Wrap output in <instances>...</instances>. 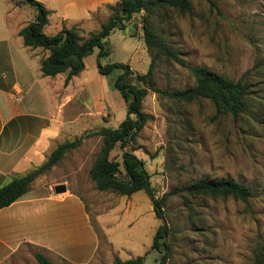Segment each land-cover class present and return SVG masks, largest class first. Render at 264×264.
<instances>
[{
  "label": "rangeland",
  "instance_id": "rangeland-1",
  "mask_svg": "<svg viewBox=\"0 0 264 264\" xmlns=\"http://www.w3.org/2000/svg\"><path fill=\"white\" fill-rule=\"evenodd\" d=\"M214 1L216 8L205 0H190L191 12L185 15L167 8L153 12V27L183 59L180 65L160 57L153 66V79L160 90L172 91L194 85L189 66H205L233 79L247 72V110L237 117L218 115L209 99L184 103L149 90L142 99V111L149 118L124 149H134L144 161L157 197L206 176L228 177L248 186L251 195L247 201L177 191L166 200L162 220L155 217L144 191L118 195L100 191L90 179L89 170L102 141L97 135L86 134L101 127L116 128L127 115V105L114 88L124 70L113 68L100 74L97 64H127L132 70L129 81L143 86L133 77L146 73L150 63L142 37V10L132 16L124 30L115 28L103 40L106 56L98 59L99 49L95 48L84 58V69L73 78L77 119L66 135L72 137L65 141L84 137L45 173L47 179L67 181L66 187L83 200L72 192L71 199L61 206L55 247L57 254L68 258L25 244L8 264H38L35 252L55 264H82L98 244L97 234L99 248L88 264H112L115 257L126 260L134 256H144L143 264H159L162 254L166 255L165 264H253L255 254L264 248V0ZM12 2L22 3L0 0V10ZM56 3L59 0L48 1L49 5ZM22 4L5 18L11 26L34 19L35 8ZM106 9L111 15L112 9ZM98 21L81 25L80 35L95 33ZM44 32L54 33L53 20ZM17 39V35L9 37L14 55L22 53ZM58 78L54 86L47 83L51 91L59 90ZM122 150L116 145L109 158L121 162ZM160 224H165L169 233L168 247L161 246L158 253L150 246Z\"/></svg>",
  "mask_w": 264,
  "mask_h": 264
},
{
  "label": "trees",
  "instance_id": "trees-1",
  "mask_svg": "<svg viewBox=\"0 0 264 264\" xmlns=\"http://www.w3.org/2000/svg\"><path fill=\"white\" fill-rule=\"evenodd\" d=\"M211 8H216L214 0H205ZM36 10L34 19L26 23L18 31L22 43L30 48H42L48 54L40 60V71L43 76L54 77L65 74L64 84L84 69V58L98 48V59L108 54L103 40L110 32L119 28L124 30L132 16L140 11L145 14L141 18L142 37L145 48L150 56L149 68L144 74H135L133 77L142 82L143 86L129 81L132 70L129 65L114 63L101 66L98 61L100 74H107L113 68H122L123 73L114 82V88L119 92L127 105L126 118L116 128L101 127L86 135H97L102 144L95 162L89 170V176L100 191H112L118 195L131 196L137 191H144L148 196L152 211L156 218L163 220V206L172 194L177 191L186 192L191 196L231 197L246 202L251 192L248 186L231 178L214 179L199 177L178 190H170L160 197L155 194L150 183V175L145 169L144 161L137 157L134 149H124L141 131L149 116L142 111V99L149 90L158 92L174 101L191 103L200 98L209 99L218 115H232L237 117L248 108L247 95L249 83L246 81L247 72L238 79L229 78L205 66H189L195 79L193 86L180 90H160L153 79V66L160 57L182 65L183 59L179 52L169 44L164 37L153 27L151 16L154 11L167 8L185 15L191 12L190 0H117L109 18L100 23L98 30L87 37L80 35L77 26L62 27L52 35L46 34L43 29L48 22L49 11L39 0H21ZM15 5H20L15 3ZM134 35V34H131ZM84 136L58 144L47 156L46 160L27 172L14 176L10 182L0 187V209L21 198L29 189L31 182L39 175L46 173L55 166L63 156L78 147ZM116 145L122 147L121 162L111 160L110 152ZM169 228L160 224L153 235L150 248L161 253V246L167 248ZM147 253V252H146ZM38 264H55L44 254H33ZM144 256L121 260L115 257L112 264H143ZM166 255L162 254L159 264H165ZM253 264H264V248L258 250Z\"/></svg>",
  "mask_w": 264,
  "mask_h": 264
},
{
  "label": "crops",
  "instance_id": "crops-1",
  "mask_svg": "<svg viewBox=\"0 0 264 264\" xmlns=\"http://www.w3.org/2000/svg\"><path fill=\"white\" fill-rule=\"evenodd\" d=\"M39 1L49 11L43 31L53 20L56 33L62 27L77 26L80 29L81 25L95 19L99 20L98 24L105 22L110 16L106 7L114 6L117 0H59L53 5L48 4L49 0ZM20 5L12 2L0 10V187L14 176L42 164L58 144L70 140L72 136L66 135L77 119V99L71 90L74 77L65 85L63 73L61 76H43L40 60L48 51L24 46L18 31L25 24L11 26L5 21ZM11 35L20 38L17 44L21 54L14 55L9 42ZM46 77L54 80L47 81ZM57 77L60 88L51 91L47 83L56 85ZM65 183L67 181L47 179L43 173L31 182L21 198L0 209V264H8L25 244L40 248L47 254L59 255L55 246L60 232L61 206L71 199L74 192ZM57 184H64L66 191L56 193L54 186ZM77 197L82 200L78 194ZM84 209L88 212L85 205ZM97 239L98 244L92 247L90 259L82 264L90 263L95 257L99 248L98 234ZM107 243L112 253V245ZM72 248L75 253L76 247ZM61 254L59 256L66 257V254Z\"/></svg>",
  "mask_w": 264,
  "mask_h": 264
},
{
  "label": "water",
  "instance_id": "water-1",
  "mask_svg": "<svg viewBox=\"0 0 264 264\" xmlns=\"http://www.w3.org/2000/svg\"><path fill=\"white\" fill-rule=\"evenodd\" d=\"M54 191L56 193H61V192H65L66 191V187L64 184H57L54 186Z\"/></svg>",
  "mask_w": 264,
  "mask_h": 264
}]
</instances>
